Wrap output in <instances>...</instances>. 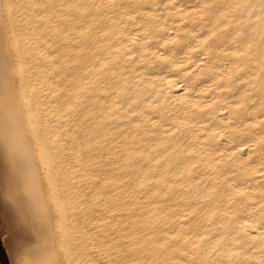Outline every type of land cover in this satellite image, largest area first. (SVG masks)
<instances>
[{
	"label": "bare ground",
	"instance_id": "bare-ground-1",
	"mask_svg": "<svg viewBox=\"0 0 264 264\" xmlns=\"http://www.w3.org/2000/svg\"><path fill=\"white\" fill-rule=\"evenodd\" d=\"M0 238L264 264V0H0Z\"/></svg>",
	"mask_w": 264,
	"mask_h": 264
},
{
	"label": "rangeland",
	"instance_id": "rangeland-1",
	"mask_svg": "<svg viewBox=\"0 0 264 264\" xmlns=\"http://www.w3.org/2000/svg\"><path fill=\"white\" fill-rule=\"evenodd\" d=\"M0 255H1V258L4 262V264H10L9 263V260H8V257H7V254L5 252V249L3 247V244H2V241H1V238H0Z\"/></svg>",
	"mask_w": 264,
	"mask_h": 264
},
{
	"label": "crops",
	"instance_id": "crops-1",
	"mask_svg": "<svg viewBox=\"0 0 264 264\" xmlns=\"http://www.w3.org/2000/svg\"><path fill=\"white\" fill-rule=\"evenodd\" d=\"M7 212H9L8 209H7ZM9 220H10V219H9ZM11 225H12V221H11ZM6 254H7V257H8V253H7V252H6ZM8 260H9V258H8ZM3 264H4V262H3Z\"/></svg>",
	"mask_w": 264,
	"mask_h": 264
}]
</instances>
